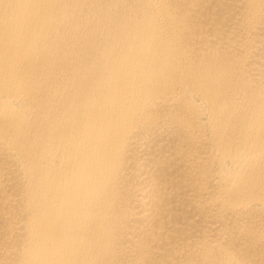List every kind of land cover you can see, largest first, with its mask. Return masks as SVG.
<instances>
[{
    "label": "bare ground",
    "instance_id": "bare-ground-1",
    "mask_svg": "<svg viewBox=\"0 0 264 264\" xmlns=\"http://www.w3.org/2000/svg\"><path fill=\"white\" fill-rule=\"evenodd\" d=\"M0 264H264V0H0Z\"/></svg>",
    "mask_w": 264,
    "mask_h": 264
}]
</instances>
